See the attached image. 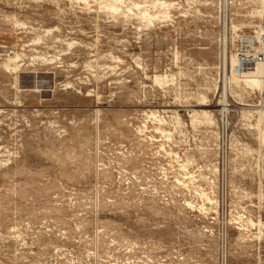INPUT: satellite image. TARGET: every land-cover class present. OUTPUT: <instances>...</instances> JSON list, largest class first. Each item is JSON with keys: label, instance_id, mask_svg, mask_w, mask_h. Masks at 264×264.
Wrapping results in <instances>:
<instances>
[{"label": "rangeland", "instance_id": "obj_1", "mask_svg": "<svg viewBox=\"0 0 264 264\" xmlns=\"http://www.w3.org/2000/svg\"><path fill=\"white\" fill-rule=\"evenodd\" d=\"M116 1L0 0V264H264L260 0Z\"/></svg>", "mask_w": 264, "mask_h": 264}, {"label": "bare ground", "instance_id": "obj_2", "mask_svg": "<svg viewBox=\"0 0 264 264\" xmlns=\"http://www.w3.org/2000/svg\"><path fill=\"white\" fill-rule=\"evenodd\" d=\"M113 1V0H112ZM118 1V0H117ZM116 1V2H117ZM118 3V2H117ZM120 3V2H119ZM159 3V2H158ZM114 4V3H113ZM110 5V4H109ZM154 6V5H153ZM110 7V6H109ZM113 8L115 7V5L114 6H112ZM115 10H116V8H115ZM256 13L258 14V16H259V18H260V20H261V27H258V31L256 32L255 31V36H253V37H249L248 39H245V44H247V46L249 47V49L250 50H253V54H249L248 52H246V53H241V54H237V55H233V54H231L230 55V57H229V62H228V66L230 67V75H229V77L228 76H226L225 78H224V86H225V88H224V92H225V96H226V94H227V92H228V86H230V85H232V84H230L229 85V83H233V84H236V85H239L240 87L242 86V88L244 87V88H248V89H250L251 91H256V92H258L259 94H262V93H264V63H257L256 65H254L250 70H247V71H243V72H241V70L240 69H238V67L239 66H241V64L242 65H244V63H246V62H248V61H250V60H252V58L254 57V55L257 53V52H259V41H260V32H261V30H262V28H263V26H264V0H260L259 1V7H258V9H256ZM143 17H149V15L147 14V11H142L141 13H140ZM139 14V15H140ZM151 17V16H150ZM141 18V17H140ZM260 23V22H259ZM233 26V25H232ZM237 27V26H236ZM233 28H235V27H233ZM255 29H256V27H255ZM255 45L257 46V47H255ZM249 50V51H250ZM16 57V56H15ZM17 58V57H16ZM13 59V58H12ZM12 61V60H11ZM16 62V61H15ZM11 63V62H10ZM14 65V64H13ZM16 66V65H15ZM13 67V66H12ZM163 79V78H162ZM154 80L156 81V82H159V81H161V79H160V77L159 76H155L154 77ZM227 84V85H226ZM235 85V86H236ZM239 86H237V88L239 87ZM238 88V89H242V88ZM243 91H244V89H242ZM241 91V90H240ZM250 91V92H251ZM237 95H238V93H237ZM225 96H223V97H225ZM239 97V96H238ZM226 98V97H225ZM204 99V98H203ZM226 100L224 99V98H222V101H221V108H220V110H219V112H220V122H224V119H225V117H224V113H225V111H226ZM264 102V101H263ZM261 104V103H260ZM154 113V112H153ZM208 120V125L209 124H211L213 121H212V118H210V114L206 111H202L201 112ZM254 113L257 115V118L258 119H256L257 120V124H256V128L258 129L260 126V122L262 121V119L264 118V108L263 109H259V110H257V111H254ZM157 114V113H156ZM155 115V114H154ZM193 115V114H192ZM195 115H197V114H195ZM203 115H201V116H203ZM157 116V115H156ZM151 117V116H150ZM204 118V117H203ZM214 118V117H213ZM157 119V118H156ZM176 120V119H175ZM214 120V119H213ZM161 120H159V122H160ZM205 121V120H204ZM177 122V121H176ZM179 122V121H178ZM177 122V123H178ZM158 123V122H157ZM163 123V122H162ZM162 123H160V124H162ZM215 123V122H214ZM212 125V124H211ZM210 125V126H211ZM259 126V127H258ZM160 128V127H159ZM158 130V129H157ZM140 132V131H139ZM259 132H260V130H259ZM263 133H264V131H263ZM263 133H259V135H258V141L260 142V144H263L264 145V134ZM185 167H183V169H184ZM192 176V175H191ZM186 177V176H185ZM182 178H184V176L182 177ZM181 178V179H182ZM193 178V177H192ZM189 179V178H188ZM180 180V179H179ZM190 182H192L191 181V179H190ZM184 183V182H183ZM181 185V184H180ZM201 189V188H200ZM193 190H194V188H193ZM196 190H194V192H195ZM196 192H198V191H196ZM199 194V193H198ZM199 196H200V198H202L203 200L204 199H206L205 201H207V203H209L210 205L211 204H214L213 203V201L209 198V197H207L206 196V193H203V194H199ZM202 200V201H203ZM204 202V201H203ZM187 205H189L190 206V204L188 203ZM203 206V205H202ZM200 207H201V205H200ZM206 209V208H205ZM199 210H204V207H201ZM209 210V209H208ZM207 210V211H208ZM206 213V212H205ZM239 219V221H238V227L236 228V230H238V231H242L243 229L245 230V229H247L248 227H262V223L263 222H261L260 221V219H259V221L257 222V223H255V222H253L251 219H248L247 221H245V222H243V220H241L240 219V217L238 218ZM237 219V220H238ZM249 229V228H248ZM257 232V231H256ZM244 233H247V232H244ZM242 235V234H241ZM240 236V235H239ZM255 236H257L256 234H255ZM261 238H262V232H261V230H259V232H258V236H257V239H258V241L259 240H261ZM264 238V237H263ZM255 239H256V237H255Z\"/></svg>", "mask_w": 264, "mask_h": 264}, {"label": "built area", "instance_id": "obj_3", "mask_svg": "<svg viewBox=\"0 0 264 264\" xmlns=\"http://www.w3.org/2000/svg\"><path fill=\"white\" fill-rule=\"evenodd\" d=\"M257 63H264V26L260 32L259 52L254 55L252 60L244 63V65L241 64L238 69H240L241 72L247 71L250 70ZM218 251L220 264H224V260L227 258V239L224 233L220 235Z\"/></svg>", "mask_w": 264, "mask_h": 264}]
</instances>
